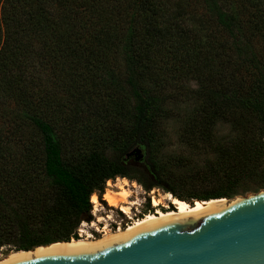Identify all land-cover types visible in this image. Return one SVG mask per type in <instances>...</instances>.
Returning a JSON list of instances; mask_svg holds the SVG:
<instances>
[{
  "label": "trees",
  "instance_id": "obj_1",
  "mask_svg": "<svg viewBox=\"0 0 264 264\" xmlns=\"http://www.w3.org/2000/svg\"><path fill=\"white\" fill-rule=\"evenodd\" d=\"M218 65L228 67V92L212 69ZM187 78L209 95L202 109L211 114L195 118L184 141L221 158L207 173L218 185L192 197L257 192L264 187V0H0V249L77 239L79 224L92 220L90 196L116 177L191 203L154 161L144 180L126 156L135 147L150 153L160 92ZM221 103L239 132L224 144L210 138L213 115L226 116ZM76 126L82 148L67 163L61 133ZM245 177L250 184L238 189ZM150 211L147 203L140 216Z\"/></svg>",
  "mask_w": 264,
  "mask_h": 264
},
{
  "label": "water",
  "instance_id": "obj_2",
  "mask_svg": "<svg viewBox=\"0 0 264 264\" xmlns=\"http://www.w3.org/2000/svg\"><path fill=\"white\" fill-rule=\"evenodd\" d=\"M133 154L140 157L138 147L126 156ZM172 202L177 213L147 218L94 241L38 245L11 253L0 264H264V189L193 208Z\"/></svg>",
  "mask_w": 264,
  "mask_h": 264
},
{
  "label": "rangeland",
  "instance_id": "obj_3",
  "mask_svg": "<svg viewBox=\"0 0 264 264\" xmlns=\"http://www.w3.org/2000/svg\"><path fill=\"white\" fill-rule=\"evenodd\" d=\"M216 73L221 71L219 82L222 87L226 89V83L228 82V67L225 65H218L212 68ZM242 72H245L244 67L241 68ZM215 73H211L215 76ZM206 76H209L208 74ZM178 89L164 90L160 95L162 100L158 105V110L154 117V132L155 138L151 145L150 153H146L142 147L139 148L140 157L136 159V155L133 154L129 158L130 172L138 173V176L145 180L146 176L142 172H146V168L149 167V160L155 162L158 166V170L161 178L173 186V188L179 194L188 197L189 199H195L192 196L195 194H201L205 190L218 185L216 176L208 175L210 169H216L221 166L220 155L209 146L206 145H191L184 140L185 130H189V125L193 123V120L203 116L206 112L211 114L208 110L205 111L203 104L209 99V95L206 91L201 88L194 79L187 78L180 82ZM171 91V93H169ZM158 92V91H156ZM164 100V101H163ZM230 106L226 103H221V111L226 116H214L212 118L211 128V139L213 142L224 144L225 142L231 141L237 137L239 132L234 130L231 126L230 116H232ZM85 110L81 109L77 117L81 118L84 116ZM247 117L259 125L258 118L249 114ZM76 125H79L81 121L75 120ZM81 126L67 127L63 129L62 136V148L63 155L67 163H73L77 157L78 152L81 150L82 138L80 136ZM137 148V147H135ZM132 150V149H131ZM130 150V151H131ZM119 150L108 149L107 155L116 157L119 154ZM119 177L109 179L104 184V190L107 187V182L113 185ZM217 180V181H216ZM245 181L241 183L238 189L243 188L247 184H250L251 179L245 177ZM135 187H130L128 200L130 204V214L123 213L119 208L109 206L107 202L102 198L103 193L100 197L96 196L95 207L91 201V215L92 220L87 222V225L79 224L78 228L83 231L81 235L90 234L91 240L99 239L102 236L100 231L103 227L109 230L106 225L108 223L111 226L116 227L117 223L120 222V227L124 229L127 224L131 223L133 219H136L135 214L140 216L145 204H149L151 211L153 212L155 207L151 205V197L155 196L159 198V194H165L166 199H163L156 207L160 210L173 209L170 206V196L164 193L158 187H152L149 191H146L137 181ZM245 184V185H244ZM111 189L116 187L110 186ZM264 189L261 188L258 191ZM257 191V192H258ZM256 193L252 191H246L244 193H238L232 197H224V199H234L238 196H247L249 194ZM164 201V202H163ZM149 213V212H147ZM146 214V213H145ZM129 215L131 218L127 217ZM85 222V221H84ZM89 238V239H90ZM71 240V239H70ZM62 243V242H61ZM64 243V242H63ZM7 250V252H6ZM13 249L8 251L7 247L0 249V260L8 258L11 253H15Z\"/></svg>",
  "mask_w": 264,
  "mask_h": 264
},
{
  "label": "bare ground",
  "instance_id": "obj_4",
  "mask_svg": "<svg viewBox=\"0 0 264 264\" xmlns=\"http://www.w3.org/2000/svg\"><path fill=\"white\" fill-rule=\"evenodd\" d=\"M107 185L109 187H107L105 189L102 198L107 202V204L109 206L119 208L125 214H130V204L131 203L128 200V195H129V192H130V189L129 188L130 187H135L136 186L135 182H129V180L127 178H125V177H123V178L119 177L113 185H110V182L109 181L107 182ZM110 186L116 187V190L115 189H111ZM173 198H175L177 201L183 202L184 204L187 205L188 208H193L195 204H200V203H204V202L211 201V200H216V199H224V197L215 198V199L214 198H211V199H208V200H201V201L198 200V199H196L195 202L192 204V206H189L187 204V201L181 200L179 198L171 197L170 196V203L172 205H174L173 202H172ZM163 199H166V195L165 194H162V193L159 194V198H157L155 196H152L151 197V205L155 207V209H154L153 212L146 213L142 217L133 219L132 222L129 223V224H127V226L124 229H122L119 226L118 228H116L114 230H108L107 231V229L105 227H103L100 230L102 232V236L100 238H102L106 234L118 233V232L125 231L126 228H129V227L134 226L136 224V222L143 221V220H145L147 218L157 217L159 214H165L167 212H174V213H177L178 212V207L175 206V205H174L175 207L173 209L160 210L159 208H157L156 206ZM91 201L93 203L96 202V195L95 194L91 196ZM81 231H83V230H81ZM90 237H91L90 234H85V236L84 235H80L77 239L72 238L68 242H64V243L76 242V241H81V240H84V241H94V240H91ZM95 240H97V239H95ZM58 244H61V242H55V243L49 244L48 246H54V245H58ZM38 247H41V246H38ZM21 251L22 250H19L18 252H15V253H19ZM5 259H7V258H5ZM2 260H4V259H2Z\"/></svg>",
  "mask_w": 264,
  "mask_h": 264
},
{
  "label": "built area",
  "instance_id": "obj_5",
  "mask_svg": "<svg viewBox=\"0 0 264 264\" xmlns=\"http://www.w3.org/2000/svg\"><path fill=\"white\" fill-rule=\"evenodd\" d=\"M263 140H264V138H263ZM108 180H109V179H108ZM94 194L98 197V195H97L96 192L93 193L92 195H94ZM92 195H91V196H92ZM91 196H90V197H91ZM93 207H95V203H93ZM127 217L131 218L129 215H127ZM135 217L138 218V215L135 214ZM81 225H87V222H84V221H83V222H81ZM119 226H120V222L117 223L116 227L111 226L110 223H108V224L106 225V227H107L109 230H114V229L118 228ZM81 230H82V229H80V228H77V230H76V233H77L78 237L82 234Z\"/></svg>",
  "mask_w": 264,
  "mask_h": 264
}]
</instances>
